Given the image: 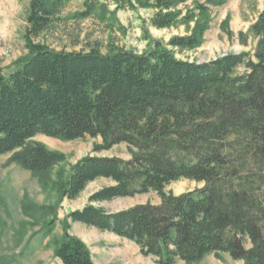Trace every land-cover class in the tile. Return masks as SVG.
<instances>
[{"label": "trees", "instance_id": "16d2710c", "mask_svg": "<svg viewBox=\"0 0 264 264\" xmlns=\"http://www.w3.org/2000/svg\"><path fill=\"white\" fill-rule=\"evenodd\" d=\"M70 0H33L25 33L29 57L5 75L0 69V155L34 176L43 191L73 201L99 180L111 182L68 219L137 246L155 264H196L227 254L264 264V9L250 33L252 55L207 63L177 60L173 50L200 46L207 13L226 0H122L119 9H152L150 25L194 22L187 36L136 54L54 51L36 43ZM98 0H86L87 17ZM241 71V72H238ZM37 136L64 142L99 138L93 152L124 144L129 159L89 155L66 177L50 173L64 155ZM190 180L202 187L173 195L167 185ZM155 192L156 205L106 213L95 203ZM53 207L45 209L49 214ZM54 256L61 264H93L86 245L64 234Z\"/></svg>", "mask_w": 264, "mask_h": 264}, {"label": "rangeland", "instance_id": "374dc122", "mask_svg": "<svg viewBox=\"0 0 264 264\" xmlns=\"http://www.w3.org/2000/svg\"><path fill=\"white\" fill-rule=\"evenodd\" d=\"M33 0H0V69L5 75L15 70L29 57L25 33L27 13ZM86 0H70L63 4L56 20L41 34L36 43L54 51L88 52L96 48L102 54L112 49H122L136 54L146 52L153 42L167 47L169 40L191 33L194 22L183 23L182 17L167 30H156L150 25L152 9H119L115 2L122 0H98L97 6L87 16ZM153 0H149L152 2ZM189 1L179 9L183 12L195 3ZM264 9V0H226L220 7L208 11L207 29L199 47L193 50H173L177 60L207 63L225 55H252L256 39L250 33ZM241 72V71H238ZM38 142L50 151L64 155V161L53 168L56 174L66 177L73 165L89 155L107 158L129 159L126 145L120 144L108 151L93 152L99 138L64 142L37 136ZM11 155H0V264H61L54 256L56 246L64 234L79 239L88 248L93 264H155L151 258L140 255L137 246L107 232H101L68 219L71 212L82 210L88 197L101 188L111 185L99 179L89 184L73 201L59 200L54 192L43 191L37 179L10 162ZM202 187L190 180H178L166 186L165 192L180 195ZM159 203L155 192L133 198H118L93 204L106 213H116L137 205ZM53 207L48 214L45 209ZM130 259V260H129ZM175 264H184L177 261ZM196 264H242L227 254L208 255Z\"/></svg>", "mask_w": 264, "mask_h": 264}, {"label": "bare ground", "instance_id": "6f19581e", "mask_svg": "<svg viewBox=\"0 0 264 264\" xmlns=\"http://www.w3.org/2000/svg\"><path fill=\"white\" fill-rule=\"evenodd\" d=\"M129 260H130V259H129ZM132 262H134V264H138V262H137V261H136V262H135V261H132Z\"/></svg>", "mask_w": 264, "mask_h": 264}]
</instances>
